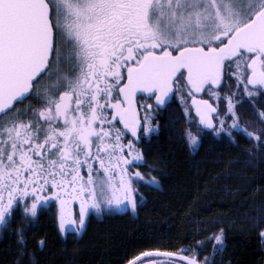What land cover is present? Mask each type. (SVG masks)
Listing matches in <instances>:
<instances>
[{
  "label": "snow or ice",
  "instance_id": "obj_1",
  "mask_svg": "<svg viewBox=\"0 0 264 264\" xmlns=\"http://www.w3.org/2000/svg\"><path fill=\"white\" fill-rule=\"evenodd\" d=\"M226 75L248 97L264 96V0H0V225L22 205L36 216L50 198L61 229H81L90 207L135 208L133 180L142 174L129 168L142 156L124 133L151 131L137 93L162 105L183 80L200 124L213 127L216 108L197 96ZM30 96L38 106H18ZM227 99L232 125L221 120L216 130L259 140ZM188 139L198 142L191 132ZM212 239L222 251L223 229ZM198 255L154 249L128 264H201Z\"/></svg>",
  "mask_w": 264,
  "mask_h": 264
},
{
  "label": "trees",
  "instance_id": "obj_2",
  "mask_svg": "<svg viewBox=\"0 0 264 264\" xmlns=\"http://www.w3.org/2000/svg\"><path fill=\"white\" fill-rule=\"evenodd\" d=\"M219 89L236 93L238 122L259 140L238 130L217 135L174 99L157 112L158 129L141 144L145 180L136 184L134 211L90 213L80 233L67 234L54 206L34 218L18 211L0 234V264H128L142 251L186 247L203 261L264 264V96H246L227 75ZM218 108L226 114L223 99ZM221 229L224 247L214 252L212 237Z\"/></svg>",
  "mask_w": 264,
  "mask_h": 264
},
{
  "label": "rangeland",
  "instance_id": "obj_3",
  "mask_svg": "<svg viewBox=\"0 0 264 264\" xmlns=\"http://www.w3.org/2000/svg\"><path fill=\"white\" fill-rule=\"evenodd\" d=\"M225 82V77H224V81L222 82V84ZM221 86H216V87H214V88H211V89H209L207 86H206V88H205V91L203 92V93H200V94H198V96H197V98L198 99H202V100H208L209 101V103H211L212 104V106L214 107V108H216V112L215 113H213L212 114V120H213V124H214V126L213 127H210L211 129H213L214 130V132H215V134H217V135H219L221 132H224L223 130H220V131H217L216 129L217 128H219L220 127V121L221 120H223L224 121V125H223V127L224 128H229L231 125H232V114L228 111V99H227V97L228 96H231L232 97V104H233V111L235 112V104H236V102H237V100H236V97H235V95H236V93L234 92V91H232V90H229V91H227V92H222V90H220L219 88H220ZM180 94H179V100H180V103H181V106L183 107V109H184V113H185V115L188 117V118H191V116H193V114L195 115V116H197V117H199L197 114H195L196 112H194V110H195V106L194 105H191V103H192V101H191V97H190V95L188 94V92H187V88H186V86H185V84L184 85H181V87H180ZM212 93H219V96H216V95H212ZM246 96H247V94L246 93H244ZM220 99H223L224 101H225V103H226V114L225 115H222V114H220L219 113V108H218V101L220 100ZM147 104H148V102H147ZM154 109V108H153ZM148 110L147 109V111L144 109L143 111H142V118L144 119V114H145V112H147V115H148V120L147 121H145V119L143 120V125H146L147 127H149L150 129H151V131H149V132H147L146 134H147V138H149L153 133H155L156 131H157V129H158V127H157V124H156V122H154V119H153V114H154V112H155V110ZM236 114V113H235ZM208 127V126H207ZM226 133V132H225ZM228 134V133H227ZM197 137V136H196ZM197 140H198V137H197ZM198 142H199V140H198ZM198 142H197V144L196 145H192L193 147H197L198 146ZM136 147V146H135ZM136 149L137 150H139V152L141 153V156H142V152H141V150L140 149H138L137 147H136ZM130 159H131V157H130ZM140 162H142V159L139 161V162H137V163H135V164H133L130 168H129V171L130 172H134V171H136V170H138L137 169V166L135 167V165H138ZM141 173V172H140ZM142 174V173H141ZM141 180H145V178L143 177V174H142V179H134L133 180V187H134V189H135V198H136V200H137V194H138V191H137V188H136V184L139 182V181H141ZM152 183H154L153 181H151ZM44 195H47V192H45L44 193ZM30 203H31V200L29 199L28 200V204L30 205ZM48 204H51L52 206H54L55 207V209H56V213H57V217H58V221H59V203H58V201H55L53 198H50L48 201H44V202H42L40 205H38V211H37V213L41 210V208H43L44 207V205H48ZM23 206H26V205H23ZM73 208H74V213H76V215H75V219L78 221L79 220V216H78V211H79V204H78V202H76V203H74V205H73ZM136 208V207H135ZM135 208H132L131 207V205H130V203H127V202H125L123 205H121V206H115V205H112V206H108V205H102L101 206V208L99 209V210H97L96 208H94V207H90L89 208V212H88V215L90 214V213H95V214H102L103 212H108V211H119V212H123V211H125V210H129V211H134L135 210ZM38 215V214H37ZM36 215V216H37ZM87 215V216H88ZM27 216L28 217H30V218H34V217H36V216H34V217H32V216H29L28 214H27ZM59 227H60V225H59ZM84 227V226H83ZM83 227L81 228V229H79V230H77L76 229V227H75V225H73V224H71V223H67L66 225H65V228L64 229H61V231H62V233L63 234H67L68 232H76V233H80L81 231H82V229H83ZM262 232H264V230L262 231ZM261 232V233H262ZM260 233V234H261ZM262 237V236H261ZM262 239H264V237H262ZM176 253H178V255H181L182 253H181V251H178V252H176ZM191 255H193V253H190ZM191 255H189V256H191ZM199 259V258H198ZM179 263H181V261L180 260H177V264H179ZM201 264H203V260H201Z\"/></svg>",
  "mask_w": 264,
  "mask_h": 264
},
{
  "label": "flooded vegetation",
  "instance_id": "obj_4",
  "mask_svg": "<svg viewBox=\"0 0 264 264\" xmlns=\"http://www.w3.org/2000/svg\"><path fill=\"white\" fill-rule=\"evenodd\" d=\"M71 44L70 43H68V44H66L65 45V49H66V53H67V55L70 57L71 56ZM181 85H184V83H182V81L181 80H179L178 79V85H176L175 86V93L173 94V96H171L164 104H162V105H157V103H156V100H155V97L154 96H152L151 94H149V93H146V92H138L137 93V95H136V101H137V107L139 108V111H140V119H141V124L143 125V118H142V111L145 109L146 111H147V109L145 108V105H151V108L150 109H148V110H152L153 108V110H155V112H154V114H153V119H154V122H156V117H157V112L160 110V109H163V108H165L166 106H167V104L168 103H170V102H173L174 101V99L181 105V103H180V100H179V94H180V87H181ZM214 87H216V86H213L212 88H214ZM147 102H148V104H147ZM38 104H39V102L36 100V99H34L33 97H28L26 100H24L23 101V103L21 104V105H18L19 107H24V108H27L29 105H33V106H38ZM191 105H192V103H191ZM194 112H196L195 110H194ZM195 114H197V113H195ZM198 115V114H197ZM195 116V115H194ZM196 117V119H197V121H198V123L200 124V121H199V117H197V116H195ZM156 124H157V122H156ZM201 126H203L204 128H207L208 130L209 129H211L210 127H207V126H204V125H202V124H200ZM117 127H120V125L118 124L117 125ZM157 127H158V125H157ZM124 136L126 137V139H124V143L125 144H127V141L128 140H133V144L138 148V149H140L141 150V144H142V142H143V140H145V139H147V134L145 133V132H143V128H141L140 130H139V132H138V139H133V137H132V135L130 134V132H125L124 133ZM141 152H142V150H141ZM142 162H143V154H142ZM142 162H140L138 165H135V167L137 166V169L140 171V168H139V166L142 164ZM52 205L51 204H48V205H44V207L45 208H49V207H51ZM22 207H23V205L21 206V208H18L17 210H16V212H18V211H21L25 216H27V213H24L23 211H22ZM125 211H127V210H125ZM16 212H14V214L16 213ZM13 214V215H14ZM38 214V213H37ZM13 217V216H12ZM11 217V218H12ZM10 218V219H11ZM7 225H8V223L6 224V225H0V234H2L3 233V231H4V229L7 227ZM191 252H183L182 253V255L183 256H189V255H191L190 254ZM182 263V262H181Z\"/></svg>",
  "mask_w": 264,
  "mask_h": 264
},
{
  "label": "water",
  "instance_id": "obj_5",
  "mask_svg": "<svg viewBox=\"0 0 264 264\" xmlns=\"http://www.w3.org/2000/svg\"><path fill=\"white\" fill-rule=\"evenodd\" d=\"M174 93H175V86H174L173 92L169 93V96L166 98V101H167L171 96H173ZM166 101H165V102H166ZM161 252H162V251H161ZM163 252H165V251H163ZM179 264H182V263H179Z\"/></svg>",
  "mask_w": 264,
  "mask_h": 264
}]
</instances>
